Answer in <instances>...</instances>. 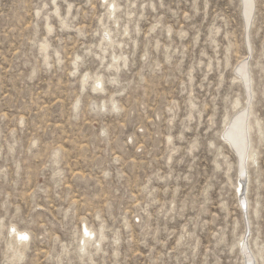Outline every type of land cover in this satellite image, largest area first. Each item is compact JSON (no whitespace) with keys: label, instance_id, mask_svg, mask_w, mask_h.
<instances>
[{"label":"rangeland","instance_id":"374dc122","mask_svg":"<svg viewBox=\"0 0 264 264\" xmlns=\"http://www.w3.org/2000/svg\"><path fill=\"white\" fill-rule=\"evenodd\" d=\"M242 6L0 0V264H245L244 236L264 264V0Z\"/></svg>","mask_w":264,"mask_h":264},{"label":"bare ground","instance_id":"6f19581e","mask_svg":"<svg viewBox=\"0 0 264 264\" xmlns=\"http://www.w3.org/2000/svg\"><path fill=\"white\" fill-rule=\"evenodd\" d=\"M256 1V0H255ZM56 2V0H55ZM243 2V12H244V16H245V20H246V23L247 25H250V22H251V19L253 17V11H254V0H242ZM258 3V2H257ZM256 3V4H257ZM113 4V3H111ZM256 8V7H255ZM117 11V6L114 5L113 7V10L110 11V14H115ZM242 12V13H243ZM257 12V11H256ZM256 16V15H255ZM255 18V17H254ZM254 21V20H253ZM252 24V22H251ZM49 26V25H48ZM50 27V26H49ZM51 28L52 26L50 27V31H51ZM245 33V32H244ZM250 34V32H249ZM106 40V39H105ZM109 40H112V37L109 35ZM43 49L46 50L47 49V43H44L43 44ZM249 53V52H248ZM252 56V55H251ZM249 57H250V54H249ZM248 57V58H249ZM248 60V59H247ZM250 60V59H249ZM245 61V59H244ZM239 62V61H238ZM251 65V63H250ZM250 68L252 67H247V63L244 62V63H239L236 67V73L238 75V77H240V79H242L247 88V92H249V87H250V84H249V73H248V70H250ZM235 73V74H236ZM251 73V72H250ZM88 75V74H87ZM86 75V76H87ZM251 75V74H250ZM253 77V76H252ZM251 77V78H252ZM87 78L85 77L84 80H86ZM251 80V79H250ZM96 84H95V88L98 89V86L99 84H102L103 85V79L101 77H98L96 79ZM252 82V81H251ZM250 82V83H251ZM253 86V85H252ZM251 86V87H252ZM251 90V89H250ZM253 91V90H252ZM250 94V93H249ZM249 94H246L247 97L249 96ZM253 96V94H252ZM254 97V96H253ZM254 101V100H253ZM248 103V102H247ZM244 105V104H243ZM250 105V104H249ZM240 106V101L237 100L236 101V105H235V112L232 114V115H229L225 118L224 120V129L222 131V137L225 139V141L230 145L231 149L233 150V152L237 155L238 157V162H239V171H240V176H241V180L244 182L245 180V177H246V173H245V170H244V175L242 174L243 171H242V166H243V169H244V164L246 159H252L253 158V155H254V148H253V145H250V153H248L249 151V137H250V142H252V129L254 128V123L251 122H248V116H249V110L248 109H244L243 111H241L239 108ZM252 106V105H251ZM250 109V108H249ZM253 115V108H251L250 110V116ZM258 123V129L260 132V134H262V125ZM254 131V130H253ZM255 133V132H253ZM264 137V136H263ZM223 139V140H224ZM248 157V158H247ZM252 161V160H251ZM219 167V166H218ZM247 168V166H246ZM249 169V167H248ZM247 171V170H246ZM248 175V174H247ZM247 181V180H246ZM239 184V183H238ZM242 185V191H244V183L241 184ZM239 189V188H238ZM247 194V193H246ZM240 202H241V205L243 207L244 210H246L247 208V204H246V200L244 197H241L240 198ZM249 208V207H248ZM249 211V210H248ZM256 213V212H255ZM245 216V215H244ZM250 217V216H248ZM248 219V218H247ZM251 219V218H250ZM251 221V220H250ZM251 223H249L250 225ZM247 225V224H246ZM250 227V226H249ZM248 228V227H247ZM94 234V230L92 228H90V226H88L87 224L85 225L84 227V233L82 235V240H83V244L84 245H88L92 240H94L95 238V235ZM102 234V233H101ZM15 239L18 243V245H23V246H27L28 244V240L27 238L29 237L27 232H24L23 230H15ZM104 236V233L101 235V237L103 238ZM101 238V239H102ZM97 241L100 240L99 239H96ZM246 236H244L241 241H240V248H241V251H242V254H243V258H244V263L245 264H252L249 256H248V252L245 248V245H247V242H246ZM250 240V239H248ZM258 243V242H257ZM83 245V246H84ZM249 245V244H248ZM258 246V245H257ZM250 247V246H249ZM252 248V247H251ZM15 251H16V255H18L19 257H23L24 256V252L21 251V249L19 247L15 248ZM251 254H252V251H251ZM255 254V257L254 255L252 254L253 258L259 262L261 260V258L263 257L262 255V249L261 250H256L254 252ZM254 260V261H255ZM259 264V263H258Z\"/></svg>","mask_w":264,"mask_h":264},{"label":"water","instance_id":"95a60500","mask_svg":"<svg viewBox=\"0 0 264 264\" xmlns=\"http://www.w3.org/2000/svg\"><path fill=\"white\" fill-rule=\"evenodd\" d=\"M244 170H245V164H244V169H243V166H242V171H243L242 174H243V175H244ZM245 173H246V171H245ZM245 248H246V250H247V252H248L247 254H248V256H249V258H250L252 264H254V258H253V256H252V254H251V252H250L248 246L245 245Z\"/></svg>","mask_w":264,"mask_h":264}]
</instances>
